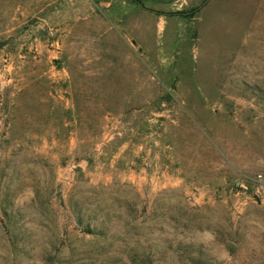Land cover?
Listing matches in <instances>:
<instances>
[{
    "label": "rangeland",
    "instance_id": "374dc122",
    "mask_svg": "<svg viewBox=\"0 0 264 264\" xmlns=\"http://www.w3.org/2000/svg\"><path fill=\"white\" fill-rule=\"evenodd\" d=\"M0 264H264V0H0Z\"/></svg>",
    "mask_w": 264,
    "mask_h": 264
},
{
    "label": "trees",
    "instance_id": "16d2710c",
    "mask_svg": "<svg viewBox=\"0 0 264 264\" xmlns=\"http://www.w3.org/2000/svg\"><path fill=\"white\" fill-rule=\"evenodd\" d=\"M191 10V9H190ZM181 13V11H178V14H180Z\"/></svg>",
    "mask_w": 264,
    "mask_h": 264
}]
</instances>
